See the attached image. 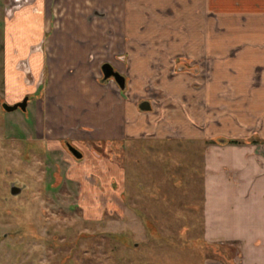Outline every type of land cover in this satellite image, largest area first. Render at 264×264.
Wrapping results in <instances>:
<instances>
[{
	"label": "crops",
	"instance_id": "obj_1",
	"mask_svg": "<svg viewBox=\"0 0 264 264\" xmlns=\"http://www.w3.org/2000/svg\"><path fill=\"white\" fill-rule=\"evenodd\" d=\"M13 3L0 0L3 100L30 94L37 132L55 141L90 131L117 144L172 136L209 142L202 233L214 258L205 264H264V0ZM183 57L185 67L205 59L212 76L203 101L194 98L197 78L180 72ZM22 60L35 86L22 81ZM105 62L130 75L128 92L97 81ZM153 75L171 106L141 112L127 94H142Z\"/></svg>",
	"mask_w": 264,
	"mask_h": 264
},
{
	"label": "rangeland",
	"instance_id": "obj_2",
	"mask_svg": "<svg viewBox=\"0 0 264 264\" xmlns=\"http://www.w3.org/2000/svg\"><path fill=\"white\" fill-rule=\"evenodd\" d=\"M3 65L0 56V84ZM197 76L194 98L203 101L212 75ZM157 97L162 109L171 106L164 90ZM28 118L0 106V264H205L214 258L202 233V165L193 150L200 144L133 143L113 174L79 170L56 139L41 137L36 122L28 130ZM10 181L25 190L5 201Z\"/></svg>",
	"mask_w": 264,
	"mask_h": 264
},
{
	"label": "flooded vegetation",
	"instance_id": "obj_3",
	"mask_svg": "<svg viewBox=\"0 0 264 264\" xmlns=\"http://www.w3.org/2000/svg\"><path fill=\"white\" fill-rule=\"evenodd\" d=\"M21 1H25V0H11V2L13 3H17L18 5H20ZM13 3V4H14ZM10 11V10H9ZM184 58V57H183ZM183 60H186L185 58ZM185 64L183 65V68L180 72H185L188 75H191L193 77H198L197 75L200 74H204L205 73V59H202L200 61H195V63L193 62L192 64H189L190 66L185 67V65H187L188 63L187 60L184 61ZM191 61H189L190 63ZM108 65L111 70H105L104 71V66ZM193 67H197V70H194ZM17 70H19L20 72V76L22 81L28 86H35L36 82L34 81L33 75L31 73V68L29 66V63L27 60H22L17 62L16 65ZM112 73H116L119 74L120 76H122L124 78V82L121 84L119 83L116 78L114 76H112ZM110 75L109 77H106ZM177 75V70L176 68L173 66L169 73L167 74V76L169 78H174ZM156 75L150 76L148 78H146L145 82H144V89L142 91V94H134V95H128L129 99H132V101H136V105L139 109V111L141 112H145V113H150L153 111H157V110H162V107L160 106V104L158 101V94L161 92V89H159L157 87V79L155 78ZM130 75L127 74H122L119 71L115 70L114 66L108 62L103 63V65L101 66L100 69V73L97 77V81L101 84V85H110L113 84L115 86V88L117 89V91L122 94V93H126L129 91V82H130ZM43 83V81H41L38 85L41 86ZM27 98V103L25 106V109H23L22 107H18L16 110L20 109L22 111H24L25 113L28 114V119L30 121V124H25L26 127L28 128V130L33 131V129H30V127L32 125L35 126V118L33 117V114L30 110V102L32 101V97L30 96V94L25 95V97H23V99H21L18 102L15 103H8L7 101H3L0 106L1 108L6 111L3 108V104L7 103L9 105H14V104H18L23 102V100ZM148 106L149 108L144 109L142 108ZM14 110V111H16ZM11 111V112H14ZM9 112V111H6ZM9 112V113H11ZM87 133H85V137H78V138H60L58 140V143L61 144V146L63 147L64 151L70 155L71 159L74 162V168H78L79 170L85 168V166H91L94 167L96 169H101V171H111L112 165L119 163L120 160H122V156L123 154H127L128 153V148L129 145L131 144H142V145H155V144H160L161 143H167L169 142L171 143H191V144H197L195 141L192 140H184L181 139L179 136H172V137H167L166 139H144V140H136V141H125L124 143L121 144H117V143H113L112 141H97L95 140V138L89 134L90 131H86ZM91 133V132H90ZM43 137V136H42ZM27 138V137H26ZM28 140V139H27ZM218 143V142H216ZM209 142L205 141L203 144H201L199 147V149H193L195 151V157L197 160V162L195 163H199L200 165L203 166V148L208 145ZM199 145V144H198ZM73 149L75 152H77V154L81 155L80 158H78L73 151L71 150ZM188 152V151H187ZM189 154V152H188ZM192 158V157H191ZM190 158V159H191ZM195 159V158H194ZM116 161V162H115ZM190 162H193L190 160ZM194 163V162H193ZM184 163L179 162L177 164L178 168L183 165ZM104 172V173H105ZM91 176V175H90ZM86 179V177H84ZM113 179H111L112 182ZM17 184L14 181H10L9 183H7L5 185V195L1 198H3L5 201H7L9 198H18L19 196H21L23 194V191L25 189L19 188L18 186H16ZM2 186V175L0 173V187ZM141 186V184L139 185ZM17 205H15L14 207H16ZM6 236V235H5Z\"/></svg>",
	"mask_w": 264,
	"mask_h": 264
},
{
	"label": "water",
	"instance_id": "obj_4",
	"mask_svg": "<svg viewBox=\"0 0 264 264\" xmlns=\"http://www.w3.org/2000/svg\"><path fill=\"white\" fill-rule=\"evenodd\" d=\"M105 70H111V68H110L108 65H106V66H104V71H105ZM109 76H110V75H108V76H106V77H109ZM112 76H114V77L116 78V80H117L119 83L122 84V83L124 82V78H123L122 76H120L119 74L112 73ZM26 103H27V98H25V99L23 100V102L18 103V104H14V105H9V104H7V103H4V104H3V108H4L6 111H9V112L16 110L18 107H22L23 109H25ZM142 108L147 109V108H149V107H148V106H146V107H143V106H142ZM71 150L73 151V153H74L78 158L81 157V155L77 154V152H75L73 149H71Z\"/></svg>",
	"mask_w": 264,
	"mask_h": 264
},
{
	"label": "trees",
	"instance_id": "obj_5",
	"mask_svg": "<svg viewBox=\"0 0 264 264\" xmlns=\"http://www.w3.org/2000/svg\"><path fill=\"white\" fill-rule=\"evenodd\" d=\"M212 142H218V143H221V144H226V143L237 144V143H239V141H228V140H225V139H218V140H215V141H212Z\"/></svg>",
	"mask_w": 264,
	"mask_h": 264
}]
</instances>
